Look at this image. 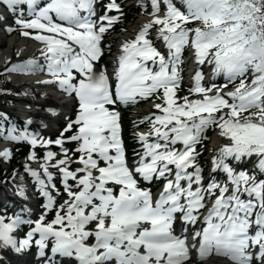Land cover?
Wrapping results in <instances>:
<instances>
[{"label": "snow or ice", "instance_id": "obj_1", "mask_svg": "<svg viewBox=\"0 0 264 264\" xmlns=\"http://www.w3.org/2000/svg\"><path fill=\"white\" fill-rule=\"evenodd\" d=\"M0 4L23 36L44 45L43 64L29 59L9 70L46 71L52 79L38 83L58 84L79 105L76 119L64 130L75 129L73 134L64 138L62 132L55 141L27 129L17 135L14 127L0 125L2 139L28 140L34 148L54 144L63 155L56 159L57 153L47 151L42 171L25 166L47 199L46 209L56 210L54 219L46 222L42 215L25 221L17 215L6 222L0 217V248L21 252L38 236L41 257L52 244L53 255L45 257V264H55L57 255L74 257L78 264H186L193 250L201 260L216 256L229 264H264V0H150V19L121 44L111 73L96 63L103 36L118 17L97 16L95 0ZM106 8L120 11L116 0ZM5 19L0 14V22ZM150 30L166 52L154 46ZM186 48L199 65H211L214 76L239 84L227 92L214 84L205 87L197 70L189 91L199 98H178ZM153 96L162 103L150 105L158 112L139 122L150 121L149 130L136 134L142 150L130 164L116 105ZM210 126L227 140L212 158V171H222L223 182L210 176L205 183L196 163V145ZM69 142L77 144L78 157L68 155L64 145ZM10 154L0 150V157ZM253 157L251 172L231 163ZM73 163L79 165L74 170ZM49 168L62 177L67 198L59 206L51 194L55 184ZM141 180L163 183L153 195ZM18 192L25 196L22 185ZM177 219L184 225L182 236L176 234ZM24 223L34 227L17 239L15 232ZM197 223L201 227L189 239L187 226Z\"/></svg>", "mask_w": 264, "mask_h": 264}, {"label": "bare ground", "instance_id": "obj_2", "mask_svg": "<svg viewBox=\"0 0 264 264\" xmlns=\"http://www.w3.org/2000/svg\"><path fill=\"white\" fill-rule=\"evenodd\" d=\"M1 12V10H0ZM1 14L6 16V19H8V16L6 13L1 12ZM1 25L2 22H0V39L2 40L4 36L2 35L3 32L1 31ZM10 41L8 48L0 54V60L7 61L9 65L11 62L14 60L20 61V64L26 62L29 59H37L40 57L38 54L39 51V46L36 44H33L29 41H24L20 40V38L10 37L8 39ZM13 55V59L8 60L11 58ZM7 65H2L0 63V69L4 70L7 69ZM8 73H12L11 71H8ZM8 80H12L16 85L19 86L23 94H25L20 101V104L18 107L14 108L16 111H18L20 114L26 113L28 114V118H38V119H43L47 120V122L53 124L54 121H56L57 118L61 117V113L50 116L47 114V107L46 111H42L38 109L39 107H43L47 104V101L51 102V105H55L63 110H65L67 105H71V100L70 98H66L64 96H61L57 94V90L54 86H44L38 81L42 80V74L38 71L30 73V71H24V72H19L16 76H8ZM38 92L43 95L41 101L38 98ZM30 106V109L28 110L27 108ZM216 141H220L219 138L215 139ZM8 147L7 144H0V150H5ZM35 162V159L29 160L27 159V163L29 166H32ZM256 161L253 163L249 160L244 161L243 163L254 165ZM11 188L10 190L13 192H17L18 186H23L25 190V196L16 195L18 198V202L13 205L10 208H15V217L17 215H21L25 221H27V214L23 211V207L20 204L22 201L27 202V206L29 202H35V197L33 196L32 189L30 185L28 184L27 179L25 178L24 173L22 172L20 175H18L14 180L11 182ZM40 185L38 186V188ZM37 188V189H38ZM31 194L32 197H29ZM14 217V218H15ZM26 223L22 224L19 226L22 227ZM2 251L0 252V261L2 257ZM206 264H229L227 261L219 258H213L210 259L206 262Z\"/></svg>", "mask_w": 264, "mask_h": 264}, {"label": "rangeland", "instance_id": "obj_3", "mask_svg": "<svg viewBox=\"0 0 264 264\" xmlns=\"http://www.w3.org/2000/svg\"><path fill=\"white\" fill-rule=\"evenodd\" d=\"M8 48V47H7ZM6 48V49H7ZM10 85L12 86V88H13V91H14V93H15V96H14V98H12L10 101H8L9 103L10 102H13V101H18V100H20V98H21V96H20V92H19V87H15L11 82H10ZM0 106L2 107V108H5L6 109V107H7V105L4 107L3 105H1L0 104Z\"/></svg>", "mask_w": 264, "mask_h": 264}]
</instances>
